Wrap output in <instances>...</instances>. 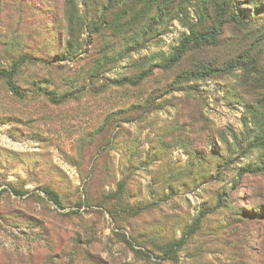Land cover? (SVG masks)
<instances>
[{
	"label": "rangeland",
	"instance_id": "1",
	"mask_svg": "<svg viewBox=\"0 0 264 264\" xmlns=\"http://www.w3.org/2000/svg\"><path fill=\"white\" fill-rule=\"evenodd\" d=\"M20 55L0 264H264V0H0V70Z\"/></svg>",
	"mask_w": 264,
	"mask_h": 264
},
{
	"label": "trees",
	"instance_id": "2",
	"mask_svg": "<svg viewBox=\"0 0 264 264\" xmlns=\"http://www.w3.org/2000/svg\"><path fill=\"white\" fill-rule=\"evenodd\" d=\"M190 41H195L198 44H214L217 43V37L214 33H204V34H197L195 37L190 39ZM184 50L181 48V50L175 54V56L171 59V61L167 64L168 69L173 68L176 64H178L183 56H184ZM36 58L33 55H20V56H13L11 57V67L10 69H4L0 70V81L4 82L7 89L10 91V93L17 98L23 99L26 98L28 95V91L23 89L18 84V74L20 71H22L23 66L27 62H34ZM248 61V55L243 54L240 56L235 62H231L227 65H224L223 67H198L196 69L182 72L178 74L175 79L172 81V83L169 86V90H174L177 88H180L184 86L185 84H188L194 80L199 79H205L208 77H212L215 75H221L228 72L233 71L236 68L241 67L244 65V63ZM43 192L47 195V197L54 202L59 207H62V201L60 198V195L53 189L46 187L43 189ZM205 215H201L197 220L193 223L191 228V234L192 233H198L203 224V218Z\"/></svg>",
	"mask_w": 264,
	"mask_h": 264
}]
</instances>
